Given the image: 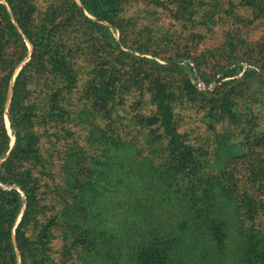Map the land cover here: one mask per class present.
<instances>
[{"label":"trees","instance_id":"trees-1","mask_svg":"<svg viewBox=\"0 0 264 264\" xmlns=\"http://www.w3.org/2000/svg\"><path fill=\"white\" fill-rule=\"evenodd\" d=\"M0 1V264H264V129L248 135L229 123L248 93L244 79L206 93L213 138L194 150L174 118L186 102L173 85L179 68L149 61L141 72L120 50L136 39L125 8L138 0ZM153 1L186 17L194 32L183 50L203 81L242 57L264 75V34L238 37L264 20V0ZM225 19L240 24L237 36ZM217 23L225 38L206 46ZM61 32L74 35L71 45ZM76 48L90 50L93 67L79 71L86 59ZM142 85L149 102L127 106ZM231 129L243 152L215 166Z\"/></svg>","mask_w":264,"mask_h":264},{"label":"rangeland","instance_id":"rangeland-1","mask_svg":"<svg viewBox=\"0 0 264 264\" xmlns=\"http://www.w3.org/2000/svg\"><path fill=\"white\" fill-rule=\"evenodd\" d=\"M41 1H38V9L42 12L44 4ZM216 1H220L224 7L227 2V5L229 2H233L234 5L238 2V0ZM48 2L50 3L49 5H56L59 0H48ZM0 3H2V1H0ZM159 4V1L138 0L125 8L127 28L132 30L136 37V39L134 38L132 42H127L128 47L138 49L146 48L145 50H147L148 53L133 51V49L122 46H120V50L129 54L133 58L140 60L139 63L141 66V72H147V69L149 68V61L155 62L158 65H165L167 62H170L174 63L179 68V74L176 76V80L173 85L175 87H179V89H177L178 92L181 94L185 93L183 97L186 99V102L185 104L178 105L175 108L174 113L176 116H174V118L183 130L192 149H207L209 141L213 138V130L210 128L213 123H211L207 113L205 112V97L208 95L206 94L207 92H210L213 87L224 81L244 79V83H246L249 87L247 95L242 98H238V105L234 109L235 117L229 123L242 125L243 133H247L248 135L253 133L255 134L256 131L263 130L264 100L261 99L260 92L263 90L264 75L261 70L247 63V61L242 57L237 60L234 59L232 63L223 67V69L215 75H210L213 74V72L209 73V79H207V81H203L204 79L200 77L196 70L197 66H195V62L189 60L187 53H184L183 50L184 44L188 43L189 45L187 40L192 39L189 35L191 32H194V30H192L191 26L186 21H180L182 19L186 20V17H182V15L179 14L175 15L174 13L168 11L170 7L163 9L162 5L160 6ZM196 8L201 10V6H197ZM84 15L86 14L84 13ZM202 16V12L197 13L195 20L201 22ZM225 20H227L228 23L227 26H224L223 28L232 27L233 35L237 36V28L239 29L240 24L234 25V20L232 19ZM101 24L109 28L110 33H112L115 38V42L118 43V31L109 27V25L105 22H101ZM246 27L247 29L244 30L243 33L239 32L238 37L241 38V41L251 40L253 42H257L258 38L264 34V20L254 21ZM209 28H211L213 34L210 39L205 41L206 46L211 45L214 47L220 45L222 40L225 38V35H222V26L217 23L215 25L212 24V27ZM201 30L204 31L205 28L203 27ZM55 36L66 45H71L73 40H70V38L74 37V35L67 32H61L59 34H55ZM26 45L28 46L27 50L29 54L31 47L27 42ZM81 48H76L74 50V56L76 58L86 59L85 62L81 60L82 63L80 64L84 66V68L79 69V71L84 72L94 66V61L90 62L88 58L90 50ZM197 50L200 49L198 48ZM194 56L196 57L197 55L194 54ZM125 61L128 64L132 63V59L130 58H125ZM249 69L256 73L250 72L243 78V73ZM226 74L228 77L223 78ZM84 76L85 75H83V77ZM218 80L219 82H217ZM181 86L184 90L181 89ZM149 93L150 90L146 86L142 85L138 87L133 94L127 96L125 104L127 106L130 104L133 105L134 102L147 104V102H149ZM151 109L152 108L147 105V107H143L138 113L149 114ZM125 112H128V114L131 113L130 110ZM125 112L119 113L118 119L121 123H126V120L129 118ZM140 120L141 119L138 117V121ZM5 121L11 145L13 137L9 128L7 116L5 117ZM213 121L214 120H212V122ZM92 123L94 124V121H92ZM213 126L217 132H221V127L223 128V126L220 127L219 124H214ZM232 127H235V125ZM153 128L154 127L145 128L144 131L151 133L150 129ZM231 130H233V135L231 137L224 135L221 140V148L223 147L225 149V155L224 158L221 156L218 159L219 161H216L217 163L215 166L220 167L226 161V157H238L243 152V147L240 145V137L243 135H238L234 129Z\"/></svg>","mask_w":264,"mask_h":264},{"label":"water","instance_id":"water-1","mask_svg":"<svg viewBox=\"0 0 264 264\" xmlns=\"http://www.w3.org/2000/svg\"><path fill=\"white\" fill-rule=\"evenodd\" d=\"M26 62V61H25ZM14 77V76H13ZM13 79V78H12ZM12 83V82H11ZM9 95H10V90H9V92H8V97H9ZM7 106H8V100H7V102H6V105H5V112H4V115L6 114V116H7V112H6V108H7ZM12 145V144H11Z\"/></svg>","mask_w":264,"mask_h":264},{"label":"bare ground","instance_id":"bare-ground-1","mask_svg":"<svg viewBox=\"0 0 264 264\" xmlns=\"http://www.w3.org/2000/svg\"><path fill=\"white\" fill-rule=\"evenodd\" d=\"M5 117H6V114H5Z\"/></svg>","mask_w":264,"mask_h":264}]
</instances>
